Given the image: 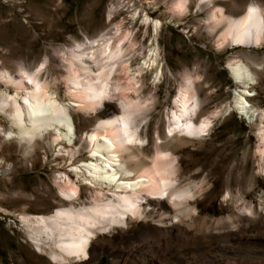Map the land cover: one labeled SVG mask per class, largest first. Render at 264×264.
I'll list each match as a JSON object with an SVG mask.
<instances>
[{"label":"bare ground","instance_id":"bare-ground-1","mask_svg":"<svg viewBox=\"0 0 264 264\" xmlns=\"http://www.w3.org/2000/svg\"><path fill=\"white\" fill-rule=\"evenodd\" d=\"M143 1L157 6L156 0ZM166 1L171 21L189 15L192 5L198 13L204 12L203 23L194 34L204 32L217 52L258 50L264 45V5L257 0ZM116 10L113 7L108 12L114 32L96 34L60 52L59 70L49 81L41 79V72L46 64L54 63L52 58L30 69L18 60L16 75L0 64V83L13 92L0 90V118L8 125L7 129L0 126V178L9 180L18 167L28 168L42 161L48 151L56 159V169L70 168L67 173L57 171L53 177L60 198L55 202L39 199L53 209L52 213L0 211L16 215L34 252L53 264H89L95 239L128 228L134 221L147 223L148 229V236L139 239V252H132L140 264H158L157 260L167 264H223L236 254L237 246L246 252L253 245L250 220L241 217L253 213L245 192L233 196L227 188L223 196V202L237 213L219 219L201 217L198 203L204 200L206 185L179 182L187 171L181 170L174 148L182 140L192 148V143L210 132L211 118L235 111L256 130V153L264 172V109L253 102L255 86L264 78V66L236 53L227 62L236 85L231 103L203 116H198L201 77L183 69L166 116V133L163 137L156 134L149 155L140 146L144 138L139 135V125L154 100L141 97L140 80L151 72L152 87H156L162 77L158 44L161 22L146 14L140 18L142 26H149L152 32L150 44L142 53L135 34L120 30V23H112ZM135 57L141 61L131 68ZM59 84L64 87L62 99L58 97ZM111 99L116 100L117 107L109 102ZM101 106L104 110L97 113ZM77 111L96 113L89 127L78 123ZM82 150L90 158L75 164V156ZM68 173L77 181H71ZM80 189L90 194L88 203L80 199ZM10 196L25 202L34 200L19 191ZM4 197L0 194V199ZM233 232H239L238 236Z\"/></svg>","mask_w":264,"mask_h":264},{"label":"rangeland","instance_id":"rangeland-1","mask_svg":"<svg viewBox=\"0 0 264 264\" xmlns=\"http://www.w3.org/2000/svg\"><path fill=\"white\" fill-rule=\"evenodd\" d=\"M237 1L249 3L251 0ZM257 1L264 5V0ZM156 2L157 6L153 8L143 0H0V64L16 75L15 62L18 60L30 69L43 60L52 58L54 63L46 64L41 72V79L49 81L55 76V71L59 70L57 65L60 52L66 51L75 42L85 43L96 34L114 32L108 19V12L113 7L117 10L111 16L112 23H120V30L128 29L135 34L137 48L142 53L150 44L152 32L149 26L146 29L142 26L140 18L146 14L149 19L160 21L158 44L163 60L162 77L156 87H152L151 72L144 73L140 80L141 97H152L154 100L153 108L145 114L139 125V135L145 140L140 146L150 155L156 134L163 137L166 133V116L183 69L190 73L195 71L201 77L202 87L198 93L201 105L198 116H203L214 110H223L231 103L236 85L228 73L227 62L236 53L246 54L264 66V45L258 50L234 48L217 52L212 48L211 38L204 32H198V36L194 34L195 28L203 23L204 12L198 13L192 5L189 15L171 21L166 10L167 1ZM133 14L134 19L131 18ZM140 59L141 57H135L131 61V68H136ZM0 90L13 94L12 89L5 88L2 83ZM63 92L64 87L59 84L58 97L61 99ZM255 94L253 102L264 109V78H260L256 84ZM109 102L116 107L118 105L115 99ZM103 110L104 107L101 106L96 112ZM76 114L79 115L78 123L89 127L96 113L84 114L77 111ZM221 114L222 112L218 117L211 118L210 132L199 138L198 142L192 143V148L186 140L177 142L174 156L179 161L181 170L187 171L179 182H203L206 185L205 195L203 194L205 197L203 202L198 203V210L201 217L209 219L237 213V209L229 208L223 202L227 188L233 196L238 192H245L244 197L253 213H244L241 217L250 220L248 224L253 245L246 252L237 246L236 254L230 255L223 264H264V172L261 171L262 160L256 153L257 133L235 111L226 115L223 113L222 116ZM0 126L2 129L8 128L6 121L1 118ZM89 158L87 151L82 150L75 156L74 162L81 165ZM55 164V157L48 151L42 161L39 159L28 168L18 167L9 180L0 178V194L5 196L0 199V208L7 212L17 211L33 215L52 213L53 209L39 199L57 201L60 196L53 184V177L57 175V171L67 173L70 169L66 165L56 169ZM67 175L71 181H77L74 175ZM16 191L34 200L25 202L11 197L10 193ZM79 196L84 203L89 202L90 194L86 190L80 189ZM146 226L147 223L134 221L128 228L115 229L110 234L95 239L88 263L140 264L134 259L132 252L137 253L141 249L142 243L139 239L148 236ZM232 234L237 237L239 232ZM157 262L167 264L164 260ZM0 264H53L34 252L17 216L2 211Z\"/></svg>","mask_w":264,"mask_h":264},{"label":"snow or ice","instance_id":"snow-or-ice-1","mask_svg":"<svg viewBox=\"0 0 264 264\" xmlns=\"http://www.w3.org/2000/svg\"><path fill=\"white\" fill-rule=\"evenodd\" d=\"M253 11H254V9H253ZM129 143H131V141H129Z\"/></svg>","mask_w":264,"mask_h":264}]
</instances>
